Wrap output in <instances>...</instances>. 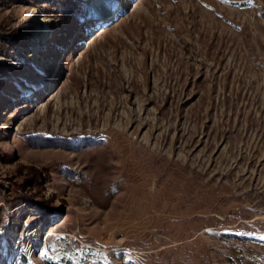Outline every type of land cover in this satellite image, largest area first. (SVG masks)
Here are the masks:
<instances>
[{
  "label": "rangeland",
  "instance_id": "obj_1",
  "mask_svg": "<svg viewBox=\"0 0 264 264\" xmlns=\"http://www.w3.org/2000/svg\"><path fill=\"white\" fill-rule=\"evenodd\" d=\"M76 1L0 0V264H264V0Z\"/></svg>",
  "mask_w": 264,
  "mask_h": 264
},
{
  "label": "trees",
  "instance_id": "obj_2",
  "mask_svg": "<svg viewBox=\"0 0 264 264\" xmlns=\"http://www.w3.org/2000/svg\"><path fill=\"white\" fill-rule=\"evenodd\" d=\"M51 9H54V11H58L60 13V16L67 17L68 15H74L76 23L79 22V18L81 17V8H79L76 4L78 3L76 0H54L51 2ZM50 9V8H49ZM26 261V259L24 258ZM49 264H60V263H49Z\"/></svg>",
  "mask_w": 264,
  "mask_h": 264
}]
</instances>
